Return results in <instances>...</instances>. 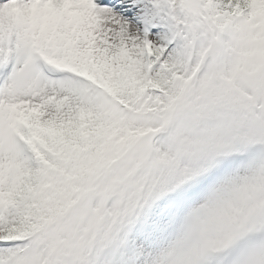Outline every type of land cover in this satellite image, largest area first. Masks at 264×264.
<instances>
[{
    "label": "snow or ice",
    "instance_id": "1",
    "mask_svg": "<svg viewBox=\"0 0 264 264\" xmlns=\"http://www.w3.org/2000/svg\"><path fill=\"white\" fill-rule=\"evenodd\" d=\"M0 264H264V0H0Z\"/></svg>",
    "mask_w": 264,
    "mask_h": 264
}]
</instances>
